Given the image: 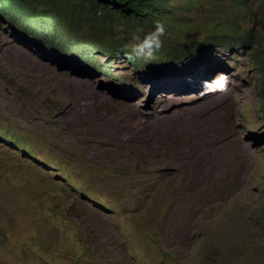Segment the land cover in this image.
Instances as JSON below:
<instances>
[{"label": "rangeland", "instance_id": "obj_1", "mask_svg": "<svg viewBox=\"0 0 264 264\" xmlns=\"http://www.w3.org/2000/svg\"><path fill=\"white\" fill-rule=\"evenodd\" d=\"M173 5L164 46L184 57L188 42L186 60L200 61L190 70L183 62L181 73L172 75L153 64L141 72L144 66L128 57L114 61V78L69 54L39 57L0 21V135L17 139L0 136V264H264V108L258 91L264 2ZM225 29L239 36L252 31V42L233 51L192 45ZM218 74L227 77V86L205 94L202 82ZM68 88L79 91L75 99ZM86 92L98 99L86 111L101 120L87 115L86 125L74 123ZM223 103L226 133L236 144L226 166L235 173L219 178L224 193L218 198L194 202L191 222L177 239L173 212L184 201L183 172L164 159L188 137L157 144L152 154L137 153L121 128L148 133L176 113L178 123L195 109L218 110ZM166 145L173 148L159 154ZM23 148L27 153L20 155Z\"/></svg>", "mask_w": 264, "mask_h": 264}, {"label": "trees", "instance_id": "obj_2", "mask_svg": "<svg viewBox=\"0 0 264 264\" xmlns=\"http://www.w3.org/2000/svg\"><path fill=\"white\" fill-rule=\"evenodd\" d=\"M174 1L71 0L69 5L62 6L61 0H0V20L15 29L26 45H34L42 57L49 56L51 52L53 53L50 55L56 57L69 54L114 78V61L128 57L129 33L137 27L148 29L158 19L165 23L168 30L173 25ZM230 1L238 3L250 0ZM224 33L226 34H216L205 41L230 51L252 42V31L247 36H239L228 29ZM197 40H194L193 45L208 46L206 42ZM187 43L184 46L185 54L190 52ZM169 51L171 56L168 59L161 58V55ZM98 53H106L107 58L114 56V59L101 61L96 56ZM181 56L176 49L164 46L150 63L140 62L135 58L130 60H135L140 68L154 63L157 66L163 65L169 71L170 68H179ZM262 67V82L258 91L264 107V65ZM0 136L7 140L11 138L7 132H2ZM15 140L17 139L11 138L10 142L15 143ZM26 150L27 148L19 149L20 155L27 153Z\"/></svg>", "mask_w": 264, "mask_h": 264}, {"label": "bare ground", "instance_id": "obj_3", "mask_svg": "<svg viewBox=\"0 0 264 264\" xmlns=\"http://www.w3.org/2000/svg\"><path fill=\"white\" fill-rule=\"evenodd\" d=\"M77 92L79 91H77L75 88H70L68 90V95L71 98L75 99L74 96L76 95ZM82 98L84 99V104H82L81 107L79 108L81 110V115L79 113L80 117L78 118L77 117L78 115H74L71 113L74 116L71 117V121L74 123H80L86 125L87 121L89 120V119L87 120V115L90 118L95 116L99 120H101V118L97 115L99 114L98 112L97 114H94L92 112L86 111L87 109L93 107L94 103L92 105L91 103L96 102L95 99L96 100L98 99L94 98V96L90 92H86ZM218 103H216V106ZM223 104L219 107L218 110L215 109L208 112L203 111L201 109H195V110L193 109L194 111L189 114L190 117L187 114V116L189 117L188 119H186L187 117L186 118L184 117L185 119L183 121L179 120L178 123L174 121L177 117H179V116L176 117V115H178V113H176L173 116H171L170 118L171 122H168L169 124L168 123L165 124L166 123L165 122L163 123L164 125H162L161 124L162 122L160 123L157 122L151 127L148 133L140 132L138 128L128 127L126 126V124L123 125V127L121 128V130L123 131L122 134L123 138L126 140V142L128 141L127 143L130 142L133 144V148L137 150V153L142 152L146 154L147 153L152 154L151 150H154L157 144H161L166 141L177 143V140L181 138L184 140L185 137L186 138L188 137L185 145L183 144L184 146L182 145L178 147L177 150H174L172 151V153L167 154L166 158L164 159L170 166H174L175 168H177V170H182L183 172V177H182L183 179L180 182V185L182 184L181 186L182 190L181 188L180 190L179 189L178 190L183 194L184 201L182 202L181 208L173 212L174 220H176V225L173 226V229L171 228L173 230V234L177 237V239L182 238L181 237L182 233H184L189 223L191 222L190 216L193 214L192 210L194 208V202L197 201L198 203L205 204L206 202H211L215 197L218 198V196L223 191V187L220 184L219 178H221L225 172L230 171L231 173H235L234 169H230L226 166L227 162L230 161V158L232 157L231 155H233L232 150L236 148V144L231 139L228 138L226 133L227 125L225 124L226 121L225 114L223 113H225V111L228 109V106L226 104L224 105ZM95 105L96 104H94V106ZM184 113H182L183 116L186 115ZM180 114L181 113H179V115ZM172 118L175 119L173 120ZM172 121H174V123ZM97 126H99V124H97ZM119 129H120L119 127L116 129L118 130L117 132H120ZM87 131L90 132L89 130H85V133H87ZM119 134H121V132ZM168 147L173 148L171 145H166L162 148L159 154L163 153L164 151H167ZM233 162H235V160ZM237 172L239 171H236V173ZM211 177H213L214 179L210 181L209 179ZM183 186L185 188L184 190H183ZM202 186L208 189L205 190L204 188H202ZM192 195H200L201 198L196 200L192 197Z\"/></svg>", "mask_w": 264, "mask_h": 264}, {"label": "clouds", "instance_id": "obj_4", "mask_svg": "<svg viewBox=\"0 0 264 264\" xmlns=\"http://www.w3.org/2000/svg\"><path fill=\"white\" fill-rule=\"evenodd\" d=\"M259 1L264 2V0H259ZM3 24H5V23H3ZM8 27H10V26H8ZM13 30L15 31V29H13ZM196 34H199V33H196ZM168 35H169V33L167 32V28H166L165 23L162 20H159V19L155 20L153 22L152 26L150 28H148V29H145L144 27H137L134 31H131L129 33V41H128V45H127L128 58L129 59L135 58L137 60L142 59L145 62L150 63L152 60H154L156 55L164 47L165 38ZM20 39L22 41V44L25 45L31 52H35V53H37L39 55V57L40 56L42 57L41 53L37 51V48L34 45L28 46V45H26L24 39H22V38H20ZM203 42H206L205 43L206 45L208 44V46H204L205 48L210 47V46H215V45H212V42L211 43H208V41H203ZM193 43H194V41H193ZM215 47H217V46H215ZM217 48L220 50L219 47H217ZM52 53L53 52L49 53L48 55H50ZM187 54H185V56L181 58V61L182 60L183 61L180 64L179 68H177V69L170 68L169 71H166V74H171L172 75L176 71H177L178 74L181 73V69L180 68H181L183 62H186L185 66L187 67L188 70H190V68L188 66H192L193 64H198L199 63L200 60L197 62V60H195V59H188V58H192L193 54H189L188 57H187L188 60H186ZM122 56H124V55H122ZM70 57H72V56H70ZM65 58H67V57H65ZM72 58H74V57H72ZM76 59H78V58H76ZM73 61H71V60H69V58H67V61H65V62L70 64ZM84 64H86V63H84ZM152 64L155 65L154 63H152ZM74 65H76V64H74ZM263 65H264V61L262 63V66ZM77 66L78 65H76V67ZM147 66H148V68H146ZM147 66H145L140 71L141 72L142 71L148 72L151 69L150 68L151 64H149ZM155 66H157V65H155ZM160 66L163 67V65H160ZM184 70H185V68L182 69V71H184ZM262 73H263V67L261 69V78H262ZM114 74H115V72H114ZM226 86H227V77L224 74H218L216 77H214L210 81L209 80H205V81L202 82V85H201L202 90H203V92L205 94L214 93L216 91L223 90Z\"/></svg>", "mask_w": 264, "mask_h": 264}]
</instances>
